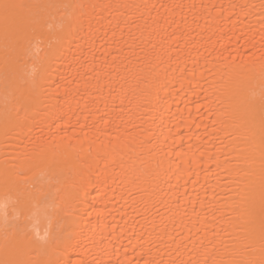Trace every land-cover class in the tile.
<instances>
[{"label":"bare ground","instance_id":"6f19581e","mask_svg":"<svg viewBox=\"0 0 264 264\" xmlns=\"http://www.w3.org/2000/svg\"><path fill=\"white\" fill-rule=\"evenodd\" d=\"M0 264H264V0H0Z\"/></svg>","mask_w":264,"mask_h":264}]
</instances>
